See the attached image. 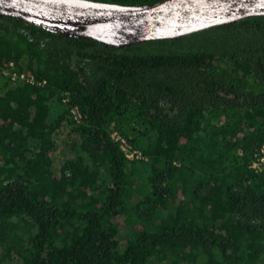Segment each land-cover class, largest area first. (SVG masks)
I'll return each instance as SVG.
<instances>
[{"label": "trees", "instance_id": "trees-1", "mask_svg": "<svg viewBox=\"0 0 264 264\" xmlns=\"http://www.w3.org/2000/svg\"><path fill=\"white\" fill-rule=\"evenodd\" d=\"M9 60L44 83L0 75V264H264V15L121 47L0 15Z\"/></svg>", "mask_w": 264, "mask_h": 264}, {"label": "water", "instance_id": "water-1", "mask_svg": "<svg viewBox=\"0 0 264 264\" xmlns=\"http://www.w3.org/2000/svg\"><path fill=\"white\" fill-rule=\"evenodd\" d=\"M257 14L264 15V0H0V15L117 47L178 37Z\"/></svg>", "mask_w": 264, "mask_h": 264}, {"label": "built area", "instance_id": "built-area-1", "mask_svg": "<svg viewBox=\"0 0 264 264\" xmlns=\"http://www.w3.org/2000/svg\"><path fill=\"white\" fill-rule=\"evenodd\" d=\"M0 75L10 82L21 81L30 84H43L44 79H37L35 76L24 70L17 69L11 60L4 62L0 65ZM67 92L64 91L61 94V101L67 103ZM69 113L74 122H79L81 120V112L76 104H69ZM110 138L116 141L118 147L122 150L123 156L127 160H145L146 155L138 147L133 146L123 135H121L117 130L113 129L110 131ZM249 167L254 171H260L264 169V143H262L258 150L253 154Z\"/></svg>", "mask_w": 264, "mask_h": 264}]
</instances>
